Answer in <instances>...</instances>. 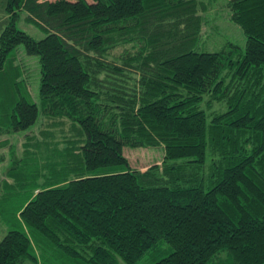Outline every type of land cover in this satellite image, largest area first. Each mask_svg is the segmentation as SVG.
Listing matches in <instances>:
<instances>
[{
  "label": "trees",
  "instance_id": "16d2710c",
  "mask_svg": "<svg viewBox=\"0 0 264 264\" xmlns=\"http://www.w3.org/2000/svg\"><path fill=\"white\" fill-rule=\"evenodd\" d=\"M0 7V136L44 116L22 154L38 164L53 153L51 173L61 168L14 211L22 229L0 241V264H139L146 254L150 264H264V0H227L245 44L211 50L200 46L202 1ZM20 15L44 37L19 29ZM19 45L38 57L39 104L11 57ZM120 45L134 51L109 61ZM63 119L68 134L52 130ZM158 146L160 164L143 172L122 154ZM18 179L4 172L0 201Z\"/></svg>",
  "mask_w": 264,
  "mask_h": 264
},
{
  "label": "rangeland",
  "instance_id": "374dc122",
  "mask_svg": "<svg viewBox=\"0 0 264 264\" xmlns=\"http://www.w3.org/2000/svg\"><path fill=\"white\" fill-rule=\"evenodd\" d=\"M196 1H202L205 5V10H207L206 12H198V14L201 13L202 16L200 25V46H203L207 50H211L218 48L226 42H232L239 45L241 48L244 47L245 38L242 31L237 25L228 19L229 14L225 8V3L227 0ZM1 12L3 11L0 7V20L3 18V13ZM23 18L24 16L20 15L19 21L17 22V27L26 32L35 40L42 39L44 37V33L34 25L23 23ZM125 50L134 51V49H131V45L116 46L109 51L110 53L107 55V59L109 61H116L115 59H117L119 55ZM11 57L14 58L15 65L16 63L21 64L23 69V78L26 80V84H28V89L31 90V96L33 100L39 104L38 83L40 68L38 57L27 55L24 52L22 45H19L15 49V51L11 54ZM215 109H218L216 104L212 106L211 110L214 111ZM39 118L40 119L37 120L35 125L26 131L16 133L12 136H0V142L4 143L2 146H0V192L5 171L10 170L13 174H16L20 177V179L14 181L16 183L13 187L5 188V193H7L5 197L7 199L0 201V241L9 230L22 229L21 223L13 215L14 211L16 212L17 209L24 203V200L30 193V189L35 187H43V184L47 179H53L55 176H57L56 173H59L61 170V168L58 167L56 168L57 171L51 173V168L54 167V163L51 162L57 158V156L53 153L48 154L47 159H43L42 161L38 159V164L33 163V161H36L33 157L22 154V149L24 148L22 147V143L27 140L23 139L27 138L26 134L33 131V136L38 137V132L40 128H42V124L39 127L37 126L40 124L41 119L45 117L40 115ZM43 121L46 123L45 120ZM59 122L63 125L54 127L52 130L56 132L59 131V128H61L62 131L68 134L70 129L69 121L63 119ZM79 137V134L76 131H73L72 138L78 139ZM64 147H58V149L61 151L62 157L65 156ZM10 150H14L15 155L20 159L16 160L13 158V156L10 157ZM163 152L162 146L133 149L125 147L122 149V154L125 158H127L130 167L134 170H139L142 172L153 164H160ZM64 158L72 159V156L68 155ZM46 163L51 166L46 165ZM41 165H44V167L49 169H40L39 172V167ZM46 261L51 264H83L68 262L63 256H58L57 258L47 256ZM119 261L120 264H123L121 259H119ZM23 264L33 263L25 261ZM139 264H150L149 259H147V254L139 261Z\"/></svg>",
  "mask_w": 264,
  "mask_h": 264
}]
</instances>
